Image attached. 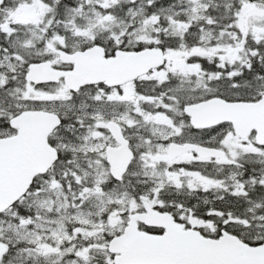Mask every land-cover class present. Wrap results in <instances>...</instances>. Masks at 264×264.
I'll list each match as a JSON object with an SVG mask.
<instances>
[{
	"label": "snow or ice",
	"instance_id": "obj_1",
	"mask_svg": "<svg viewBox=\"0 0 264 264\" xmlns=\"http://www.w3.org/2000/svg\"><path fill=\"white\" fill-rule=\"evenodd\" d=\"M0 264H264V0H0Z\"/></svg>",
	"mask_w": 264,
	"mask_h": 264
}]
</instances>
